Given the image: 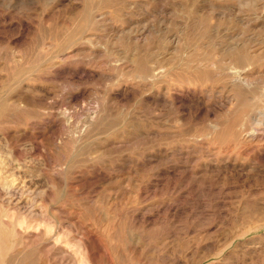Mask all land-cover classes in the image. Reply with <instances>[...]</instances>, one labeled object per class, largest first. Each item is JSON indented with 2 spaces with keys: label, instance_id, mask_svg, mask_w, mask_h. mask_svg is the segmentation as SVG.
<instances>
[{
  "label": "rangeland",
  "instance_id": "obj_1",
  "mask_svg": "<svg viewBox=\"0 0 264 264\" xmlns=\"http://www.w3.org/2000/svg\"><path fill=\"white\" fill-rule=\"evenodd\" d=\"M0 264H264V0H0Z\"/></svg>",
  "mask_w": 264,
  "mask_h": 264
}]
</instances>
